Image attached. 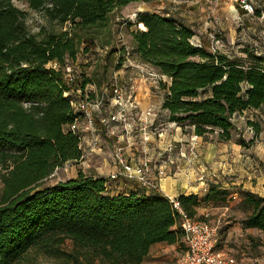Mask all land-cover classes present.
I'll return each instance as SVG.
<instances>
[{
	"label": "trees",
	"instance_id": "16d2710c",
	"mask_svg": "<svg viewBox=\"0 0 264 264\" xmlns=\"http://www.w3.org/2000/svg\"><path fill=\"white\" fill-rule=\"evenodd\" d=\"M13 1L0 0V264H18L31 251L67 264H140L154 244L179 243V216L164 196H107L105 178L79 169L47 184L54 170L81 156L78 138L66 130L74 117L63 96L68 87L49 64L75 59L82 41L76 31L104 27L114 11L154 0H15L50 23L70 25L37 34ZM139 24L144 30L130 32L133 53L161 76L160 109L183 134L230 141L233 117L264 107L263 54L247 45L239 56L211 54L192 44L193 29L165 14L138 12L128 27ZM246 125L253 138H239L243 147L261 131L257 122ZM225 191L210 187L176 200L199 221L206 218L196 217L197 208L229 202L246 210L243 228L264 232V197L242 192L229 200Z\"/></svg>",
	"mask_w": 264,
	"mask_h": 264
},
{
	"label": "crops",
	"instance_id": "0c3cea01",
	"mask_svg": "<svg viewBox=\"0 0 264 264\" xmlns=\"http://www.w3.org/2000/svg\"><path fill=\"white\" fill-rule=\"evenodd\" d=\"M250 1L256 8V16L254 17L246 15L240 9L231 10L221 0H154L139 3L143 5L141 7H145L140 9L139 12H154L172 16L193 29L195 35L192 40L200 43L207 50L209 45L203 34L207 33L209 29H213L215 27L213 22H215L219 29L227 35L230 41L229 44L237 42L236 48L238 49L249 45L255 52L264 55V25L258 21L259 13L261 11L264 12V0ZM134 3L125 6L127 10L134 8V6H131ZM149 6H154V8L148 9ZM128 31L133 32L135 29L129 26ZM135 57L134 60L129 58L128 60L120 61L119 65H116L117 59L114 55L113 59L110 60L112 74L117 76L120 83H130L136 87V100L139 102V110L145 112L146 109L150 108L153 115L149 116V118L155 121L156 109L161 110L164 91L159 88V81L147 75V73L157 74L155 70L142 63L137 56ZM141 69L144 71H139ZM162 81L165 82L166 80L163 78ZM91 87H93L95 93L101 90H97L94 86ZM244 117H246V122H257L261 127V131L249 147H243L238 141H233V131L239 130L238 123H241L239 120L242 121ZM232 120L234 129L231 132L230 141L217 143L218 150L215 152L211 151L215 148V144L208 142V137L188 135L190 140L185 145H182L186 149V156H184L185 151L183 149L180 153H175L177 156V173L174 177L165 178V175L162 178H157L155 172L150 173V177L157 182L156 190L148 191L140 188L136 182L118 179L115 181L106 180L104 194L107 196H118L136 192L140 196L144 194L146 197L156 194L177 198L180 195L200 194L201 189L204 190L202 188V185H205L203 181L200 182L201 185L198 187H190L189 178L203 180V178L208 176L222 175V179L226 178L228 180L225 185H230L231 189L235 191L234 194H237L238 197L241 196L242 192H251L264 197V107L243 111L241 114L234 116ZM152 125L147 130V139L143 140L139 135L137 137L134 136V138L126 137V139L121 141L120 144L126 147L125 152L129 162L135 163L141 160L146 154H151L156 148L163 152L172 150L171 144H162V132L151 131ZM241 131L246 134H242V138L245 141L252 140V133L245 122L241 125ZM97 132L99 134V148L94 149L89 154L81 165V171L88 175L105 177L116 170L112 156V147L115 139L106 136L99 127ZM154 137L158 140L152 143ZM236 137H238V133ZM195 145L205 150H210L209 152L214 155H207L205 152L203 157L198 158ZM179 155L184 157L179 159ZM159 156L160 154L155 159L151 158V167L161 161L157 160ZM167 158L170 159V157ZM172 164H175L173 160ZM193 165H198V168L193 170ZM74 166L77 165L75 164ZM75 176L76 174L70 178ZM197 210L200 216L206 218L209 223L215 224L218 219L220 220L216 230V249L218 251L233 256L238 264H264V259L261 258V253L264 251V238H253L261 231L243 228V217L237 215L233 210H229V207H225L222 210L219 207H213L211 210L199 207ZM208 214L209 216H207ZM174 245H168L163 242L154 244L140 264H171L174 258V253H172Z\"/></svg>",
	"mask_w": 264,
	"mask_h": 264
},
{
	"label": "built area",
	"instance_id": "2783aa9c",
	"mask_svg": "<svg viewBox=\"0 0 264 264\" xmlns=\"http://www.w3.org/2000/svg\"><path fill=\"white\" fill-rule=\"evenodd\" d=\"M221 1L233 11L240 9L250 17L256 16V8L250 0ZM136 14H133L134 19ZM258 21L264 25L263 11L259 13ZM138 27L142 29L140 24ZM208 39V52L230 55V49L227 48L219 33H209ZM191 42L195 46L201 47L200 43L193 40ZM107 51L108 48L104 53ZM132 52L133 47L122 44L116 53V65H119L122 60H128ZM49 66L56 71H61L63 80L68 87L63 96L68 100L74 117L72 122L67 125L66 130L73 133L79 141L81 156L77 164L82 165L89 154L94 149L99 148V134L97 132L99 127L106 136L115 139L112 156L116 170L103 178L114 181L118 179L128 180L136 182L142 189L156 190L157 182L150 177V173L155 172L157 178L164 177L167 165L172 164V160L169 158L161 160L154 167H151V160L146 157L131 163L126 157V147L120 144L126 137L134 138V136L140 135L143 140L147 139V130L154 122L153 119L149 118L153 115L150 108L146 109L145 112L139 110V102L136 100V87L130 83H120L117 76L113 75L110 86L95 93L88 84L81 86L83 77L72 65V61L67 59L63 64L51 62ZM139 71L143 72L144 70ZM147 75L157 81L161 79V76L155 73H147ZM248 129L251 131L250 128ZM69 165L71 163H66L63 166L64 169ZM57 171L58 169L54 170L50 177H55ZM166 198L178 213L180 228L183 233L181 240L185 247V253L176 260V264H238L233 256L226 255L216 249V230L220 223L219 219L215 224L196 220L181 210L176 198ZM261 258L264 259V251L261 253Z\"/></svg>",
	"mask_w": 264,
	"mask_h": 264
},
{
	"label": "rangeland",
	"instance_id": "374dc122",
	"mask_svg": "<svg viewBox=\"0 0 264 264\" xmlns=\"http://www.w3.org/2000/svg\"><path fill=\"white\" fill-rule=\"evenodd\" d=\"M14 5L26 12V22L28 25V28L30 31L34 34H37L38 32L44 31L47 32H60L64 30H68L70 28L69 24H65L63 26H59L57 24L50 23L41 12H35L30 10L27 5L20 1H13ZM134 8L131 10H127V7H123L119 10L114 11L110 17L108 18L107 23L104 27H99L92 30H85V31H76V33L81 36V42L79 44V50L74 60H72V65L75 67V69L82 74L83 79L82 80H88L89 86H94L97 90L105 88L110 86L111 78L113 76L112 74V64L110 65V60L113 59V56H116V53L120 50L122 44H126L130 47H132L131 38H130V32L128 31V23L131 22L134 23V13H138L140 9L145 8L141 7L143 5H140L139 3H134ZM154 6H149L148 9H153ZM127 22V23H126ZM213 25L215 26L213 29H209L207 33L203 34L206 41H208L209 45V39L208 34L209 33H219L221 38L223 39L225 45L227 48L230 49V52L233 53L235 56H239V49L236 48V43L229 44V39L227 35L222 32L217 23L213 22ZM218 28V29H217ZM132 29H140L136 25H132ZM238 44V43H237ZM245 44V43H243ZM249 46V45H247ZM108 48L107 53H104V51ZM135 54V53H134ZM133 52L130 56V60H134L136 55H134ZM71 61V60H70ZM93 88V87H92ZM206 95V94H205ZM204 95V96H205ZM139 96L141 98V94L139 93ZM246 117L242 121L239 120V130H234V140H238L239 138H242V134H244L243 131H241V125L243 122L246 123ZM151 131L155 132H162V144H171L172 150H167L166 152L159 150L156 148L154 151L151 152V154H146L145 157L151 160V158L155 159L158 154H160L159 159L157 160H166L167 157H170L174 161L175 164H169L167 165V173L165 178H172L177 173V165H176V155L175 153H180V151L183 149L185 151L184 156H186V149L183 148L182 145H185L188 140H190V137L188 134H183L179 127L176 125L169 123L167 120V113L156 109V115H155V121L151 127ZM238 133V137H236V134ZM253 136V135H252ZM157 138L152 139V143L157 141ZM208 142L215 144V148H213L211 151L215 152L218 150L217 143L219 141L217 140L216 134H210L208 136ZM151 144V143H150ZM196 144V142H195ZM197 150L196 156L198 158H201L204 156L205 152L207 155L212 154V152H209L210 150H205L201 148L198 145L194 146ZM164 148V147H163ZM149 149V147H148ZM184 156L179 155L178 158L181 159ZM75 164H71L67 166L66 169L64 167H61L57 171V175L55 177L50 178L47 181V184L53 185L56 181H63L66 180L73 175H75L77 170H81L82 166L81 164H77V166H74ZM193 170L198 168V165H193ZM208 168V167H207ZM222 175L218 176H208L206 178H203V180L200 179H191L189 178V186L190 187H198L201 181L204 182L205 185H202L200 194H205L210 187H221L225 189L227 198L234 199L237 198L238 195L234 194V189H231L230 185L226 186L225 183L228 182L226 178L222 179ZM170 180V179H168ZM214 206L211 203H207L204 205L203 209H209L211 210ZM217 207H220L221 210L225 207H229V210H233L237 215L244 217L246 210L244 208L235 207L231 203H224L220 204ZM200 216L198 210L196 212V217ZM253 238H264L263 231L258 232L257 235L253 236ZM164 249V248H163ZM62 250L69 252L71 250V245L69 242H66L62 246ZM185 247L182 242V240L179 243H176L174 245V249H172V253H174V258L171 264H176V260L184 255ZM18 264H67L65 262L64 258H49L45 257L35 251H31L28 253L20 263Z\"/></svg>",
	"mask_w": 264,
	"mask_h": 264
},
{
	"label": "bare ground",
	"instance_id": "6f19581e",
	"mask_svg": "<svg viewBox=\"0 0 264 264\" xmlns=\"http://www.w3.org/2000/svg\"><path fill=\"white\" fill-rule=\"evenodd\" d=\"M141 26V28H142V25H140Z\"/></svg>",
	"mask_w": 264,
	"mask_h": 264
}]
</instances>
